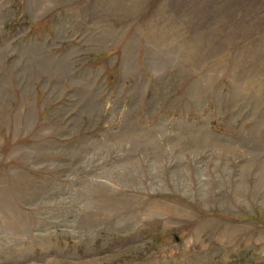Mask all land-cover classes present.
<instances>
[{
  "label": "rangeland",
  "instance_id": "374dc122",
  "mask_svg": "<svg viewBox=\"0 0 264 264\" xmlns=\"http://www.w3.org/2000/svg\"><path fill=\"white\" fill-rule=\"evenodd\" d=\"M0 264H264V0H0Z\"/></svg>",
  "mask_w": 264,
  "mask_h": 264
}]
</instances>
